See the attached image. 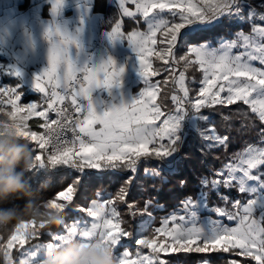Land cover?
I'll return each mask as SVG.
<instances>
[{
	"label": "snow or ice",
	"instance_id": "obj_1",
	"mask_svg": "<svg viewBox=\"0 0 264 264\" xmlns=\"http://www.w3.org/2000/svg\"><path fill=\"white\" fill-rule=\"evenodd\" d=\"M61 3L62 0H56L57 5ZM129 4H134L136 11L126 6ZM119 5L121 16L137 23L142 20L146 25L145 31H133L127 36L144 78L145 90L138 98L119 107L94 104V91L104 89L110 95L124 69L117 70L109 60L93 69L78 70L69 58V47L76 40L57 29L59 39L52 44L49 68L35 78L41 101L21 106V96L15 88H0V119L9 118L11 127L43 150L46 160L35 154L40 168L62 165L80 174L74 175L66 189L50 199L63 212L65 231L104 239L119 252L120 264H171L161 258V252L168 255L193 251L208 254L203 264H213L212 253L242 256L254 264H264V23H255L264 22V2L257 6L250 0H119ZM234 23L247 24L249 32L246 34L241 28L232 38L225 34L218 39V46L206 40L196 41L191 35L197 29ZM123 37L117 19L109 38L115 41ZM149 57L160 63L153 67ZM177 68L181 70L177 72ZM197 69L202 79L193 78L192 83L201 86L195 90L198 95H190L192 89L186 84V73ZM151 77L163 78L153 81ZM67 100L82 118L72 120L65 105ZM5 104L11 107L10 111L4 110ZM217 105L222 108L235 105L237 113L258 120L259 138L256 142H245L220 168L202 176L200 183L210 186V190L221 186L236 188L241 194H249V199L245 203L233 200L230 208L214 207L211 213L215 219L202 215L198 222V213L208 209L202 187L196 200L189 197L182 202L180 214H169L157 222L151 200L142 207L129 200L139 168L143 167L145 174L152 176H159L164 168L175 172L173 165L189 134L200 140L202 155L226 148L227 136L217 134L215 127L200 124L208 120L202 109ZM21 112L25 115L17 118ZM50 113H55L56 118L52 119ZM32 116L43 121L38 122L44 129L42 134L28 127L26 121ZM185 117L194 119L190 133L181 128ZM96 125L100 126L98 130ZM67 132L72 133L71 138ZM85 169L128 175L114 197L99 202L94 196L89 198V204L78 206L76 198ZM178 182L186 183L183 178ZM222 199L227 201L225 197ZM119 205L131 217L142 218L135 233L128 230L130 221L124 219ZM257 206L259 220L254 217ZM74 210L86 213L91 218L90 226L83 216L71 218L73 222L68 225L69 214ZM62 238L60 234L54 237ZM18 240L0 242V264H19L12 249L26 241L18 243ZM131 245L138 247L133 249ZM175 264H181L179 256Z\"/></svg>",
	"mask_w": 264,
	"mask_h": 264
},
{
	"label": "crops",
	"instance_id": "obj_2",
	"mask_svg": "<svg viewBox=\"0 0 264 264\" xmlns=\"http://www.w3.org/2000/svg\"><path fill=\"white\" fill-rule=\"evenodd\" d=\"M126 6L129 7L131 11H136L134 4ZM120 14L121 9L119 0H62V3L59 5L56 4V0H0V88H15L17 93L21 96V102H19L21 106H25L27 103H39L41 101V93L35 88V78L42 75L49 68L50 50L55 39H59V37H56V30L59 29L62 33H66L76 40V44L69 47V58L75 63L78 70L85 67L93 69L101 64L107 63L109 60L114 62L117 70L121 68L124 69L122 75L119 77L118 86H114L110 90V95L108 90L97 89L94 91L92 97L93 103L100 104L102 107L111 105L119 107L121 104H130L134 99L139 97L143 90H145V84L144 78L140 74L138 58L134 49L129 45L127 36L133 31H145L146 25H143L142 20L140 23H137L135 19L123 17ZM117 19L121 22V32L124 33V37L123 40L113 41L109 38V33L112 31ZM255 23L261 24L264 22L256 20ZM199 30L200 29H197L192 32L191 35L193 36ZM243 31L246 34L249 32L244 29ZM212 44L213 46H218V44ZM236 51H239V49ZM149 61L152 62L153 67H155L157 63H160L156 61L154 57H149ZM180 70L181 69L177 68V72ZM79 74L80 73H77V75ZM162 78L163 77H151L153 81ZM200 79H202V73ZM186 84L189 85L188 76ZM200 86L199 83H197L195 88L189 85L190 89L193 91V93L190 91V95H198V92L195 90ZM170 87H172L171 83L169 84V88ZM178 94L182 95V93ZM82 102L86 104V101ZM157 102H159V96L157 97ZM168 103H171L170 99ZM4 110L10 111L11 107L5 104ZM203 115L205 114L203 113ZM205 116L208 117V120L201 121V126H206L208 128L215 127L211 117L209 115ZM5 118L7 123L5 122ZM32 120L28 121L27 125L31 130H34L31 127ZM183 121L187 123V127L182 126L181 123L182 130H186L187 132L191 131L194 126V119H190L189 117L186 119L185 117ZM9 127H11L9 118L4 117L0 119V128L7 130ZM95 127L98 130L100 126L96 125ZM14 130L18 136L23 137V139L34 147L37 151L36 154L42 155L46 160V156L35 148L33 144L34 141L26 139L23 135L19 134L15 128ZM217 134H219L218 131ZM179 155L180 153L178 157ZM34 159L37 161L36 156H34ZM173 167L176 169V164L173 165ZM85 170L94 172L98 176L104 174V172H99L95 169ZM203 191L205 193L208 209L203 213H198V222L202 215L210 219H215L214 214L211 213V209L214 207L230 208L233 200H239L241 203H245L249 199V194H241L236 188H232L230 189V194H225L223 196L227 198V201L224 200V205L220 206L214 202L213 204L210 200L208 201L209 191L207 189ZM199 195L200 193L193 199L196 200ZM109 197L111 196L98 195L97 200L102 202L103 199ZM182 206L181 203L177 209L161 216L159 221L165 216H169V214H180ZM47 207L59 211L61 210V208L53 204V202L48 203ZM254 217L259 220V206H257L254 212ZM153 218L155 219L154 214ZM72 222L68 225H71ZM84 222L90 226L91 218L87 217L86 213ZM77 223L79 224L80 222L77 221ZM44 225V222L37 223L35 220L22 222L9 239V241H12L13 239L19 238L17 241L18 243L26 241V243H20V246L15 245L12 249L19 264H46L49 253L63 244L65 239L70 236L85 241L92 237H98L94 234L84 235L82 232L63 230L53 235L52 238L46 242H27L28 238L40 232ZM154 227L155 225L153 228ZM58 234L62 235L63 238L54 239ZM110 246L117 264H120V258H118L119 252H116L111 244ZM130 247L135 249L138 246L131 245ZM144 251L146 253L149 252V250ZM160 255L162 259L171 261V264H175V260L170 257L177 255V253L165 255L161 252ZM229 261H240V264H254V262L242 256L230 255ZM196 264H203V261L197 262Z\"/></svg>",
	"mask_w": 264,
	"mask_h": 264
},
{
	"label": "trees",
	"instance_id": "obj_3",
	"mask_svg": "<svg viewBox=\"0 0 264 264\" xmlns=\"http://www.w3.org/2000/svg\"><path fill=\"white\" fill-rule=\"evenodd\" d=\"M241 28L249 31L247 24L240 25L234 23L199 30L192 37L199 42L208 40L217 44L221 36L227 34L228 37H232V34ZM187 76L190 87L195 88L197 83H192V79L199 80L201 78L200 71L198 69L196 71H190L187 73ZM169 89L171 90L172 87ZM235 108V105L223 108L217 105L213 108H205L202 110L205 115L211 117L218 133L229 138L226 148H216L210 155H202L199 151L201 147L200 140L195 134L186 135L185 143L180 149V155L176 162V171L170 172L167 168H164L159 176H150L145 174L143 167H140L136 174V180L130 188V202L135 203L137 207H142L146 201L151 200V210L157 222L161 216L177 209L186 198H195L201 192L202 187L203 190L207 189L209 191L208 201L210 200V202L212 201V203L214 202L220 206L224 205L222 197L225 194H230V189L221 186L210 190V186L204 187L201 185V177L208 175L211 170L220 168L222 164L228 161L231 154L236 152L245 142H256L259 138V130L261 128L258 120H253L249 116H242L235 111ZM38 122H40L39 119L31 121V125L35 130L38 129ZM190 132L188 131V133ZM32 152L34 158L37 151L33 146ZM74 175L80 174L76 173L74 169L62 165H58L55 168L50 166L46 169L40 168L37 161L33 159V167L25 175V181L29 185L31 192V201L38 205L43 204L45 208L50 209L47 207V204L52 202L50 197H54L60 190H65ZM127 175V172L104 171L102 176H98L94 172L85 171L84 182L77 193L76 199L78 206L89 204V198L91 197L95 196L97 199V194L114 197V194L118 191ZM179 178L185 179L186 183L181 185L178 182ZM27 202V198H11L8 201L0 203V208L14 207L19 211L23 209ZM118 207L124 219L130 221L128 223V230L135 233L137 223L142 218L140 216L135 218L131 217L123 205H119ZM58 212L61 216L59 225L49 227L45 224L42 230L28 238L27 242H46L53 235L62 232L64 230L63 212L62 210ZM81 216L84 217L85 213L75 210L72 211L69 214L68 224L72 222L71 218ZM26 221L31 220H22L20 223ZM20 223L16 224L10 231L5 228H0V242L9 241ZM211 255L214 258L213 263H229L230 254L212 253ZM177 256L180 257L181 263L183 264H196L197 262L204 261L208 254L195 253L193 251V253L173 255L170 258L176 260Z\"/></svg>",
	"mask_w": 264,
	"mask_h": 264
},
{
	"label": "clouds",
	"instance_id": "obj_4",
	"mask_svg": "<svg viewBox=\"0 0 264 264\" xmlns=\"http://www.w3.org/2000/svg\"><path fill=\"white\" fill-rule=\"evenodd\" d=\"M33 159L28 141L18 136L12 127L0 128V203L11 198L28 200L19 211L14 207L0 208V228L10 231L22 220L43 221L49 227L60 224L61 216L57 210L31 201L25 175L33 167ZM46 264H117V261L104 239L92 237L85 241L70 236L49 253Z\"/></svg>",
	"mask_w": 264,
	"mask_h": 264
},
{
	"label": "built area",
	"instance_id": "obj_5",
	"mask_svg": "<svg viewBox=\"0 0 264 264\" xmlns=\"http://www.w3.org/2000/svg\"><path fill=\"white\" fill-rule=\"evenodd\" d=\"M81 75H82V73H80L78 76H81ZM82 103H83V102H82ZM65 105H67V106L69 107V113H70V116H71L72 120L80 119V118L82 117V114H81V113H76L75 110H74V108H72V106H71V101H70V100L65 101ZM58 107H64V105H58ZM49 115H50V117H51L52 119H55V118H56V117H55V113H50ZM38 119L40 120L39 123H43V121L40 119L39 116H38ZM37 128H38V129H37L36 131H38L39 133L42 134V133L44 132V129L41 128V127H39L38 124H37ZM66 135H67L69 138H71L72 133H71V132H67ZM33 144L35 145V148L38 149V147H37L35 141H34ZM38 150L41 151V152L43 153V150H42V149H38ZM43 154H44V153H43ZM85 171H86V170H85ZM86 172H88V170H87Z\"/></svg>",
	"mask_w": 264,
	"mask_h": 264
},
{
	"label": "rangeland",
	"instance_id": "obj_6",
	"mask_svg": "<svg viewBox=\"0 0 264 264\" xmlns=\"http://www.w3.org/2000/svg\"><path fill=\"white\" fill-rule=\"evenodd\" d=\"M250 2L253 4V5H259V3L261 4L262 2H264V0H250ZM258 11H260V9L258 8L257 9ZM194 27V26H193ZM39 111V109H38ZM25 115V113L21 112V113H17V118H20V117H23ZM32 119H38V116H32L31 118H29L26 123L28 124V121L32 120ZM187 119V117H186ZM182 123V126H185L187 127V123H185L184 121L181 122ZM32 127V126H31ZM34 130L35 128L32 127ZM59 211V210H58Z\"/></svg>",
	"mask_w": 264,
	"mask_h": 264
}]
</instances>
